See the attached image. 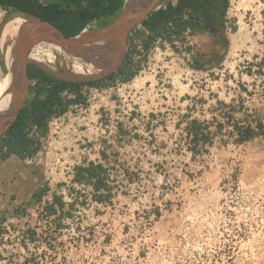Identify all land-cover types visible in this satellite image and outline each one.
<instances>
[{
	"label": "rangeland",
	"instance_id": "obj_1",
	"mask_svg": "<svg viewBox=\"0 0 264 264\" xmlns=\"http://www.w3.org/2000/svg\"><path fill=\"white\" fill-rule=\"evenodd\" d=\"M238 2L233 0L228 12L230 27H236L228 30V36L231 47L240 22L245 24L248 35L241 41L239 56L230 59L228 51L219 68L184 75L182 82V78L174 79L179 95L187 90L183 84L190 83L201 100L227 102L236 108L232 123L225 122L217 139L222 151L204 158L208 151L201 148L198 152L201 164L188 174L191 185L184 199L170 203L167 216L159 223L145 218L126 228L112 217L97 222V211L91 210V202L84 198L73 210L58 216L59 230L54 221L57 217L36 213L32 219L24 215L0 227V264H264V136L238 145L228 133L235 123L255 126L264 117V2L253 0L258 13L238 8ZM0 16L5 20L8 14L0 11ZM3 25L0 35L15 30ZM101 28L97 25L90 30ZM9 43L0 51L1 62ZM175 59L183 58L174 51L166 59L167 69L162 74L168 76L166 82L173 81L166 71H172L173 77L179 75ZM3 70L7 73L5 67ZM88 70L84 75L62 73L57 77H80L84 80L67 81L88 82L105 75ZM224 106V110L228 108ZM224 110L223 118L231 112ZM29 227L36 232L32 242L23 238Z\"/></svg>",
	"mask_w": 264,
	"mask_h": 264
},
{
	"label": "crops",
	"instance_id": "obj_2",
	"mask_svg": "<svg viewBox=\"0 0 264 264\" xmlns=\"http://www.w3.org/2000/svg\"><path fill=\"white\" fill-rule=\"evenodd\" d=\"M262 1L264 2V0H258L259 3ZM175 3L176 0H172V4ZM239 6L258 13L259 7L253 8V0H240L238 8ZM227 20V30H229L230 24L232 25L229 16H227ZM22 21L27 23V21ZM8 27L17 26H2V28ZM19 28L23 29L21 26ZM147 34L148 32L140 25L132 31L128 39L130 37L136 40L137 45L140 46L141 42L138 39H146ZM247 35L248 30L245 24L240 22L238 31L231 38L230 59L239 56L241 41L247 38ZM175 46L176 51H174L180 54L187 63L191 64L192 59L197 55L207 57L205 70H195L197 73L216 69L217 57L224 56L225 58L228 53H225L224 48L215 45L207 34L187 35L183 41H175ZM79 58L84 59L85 57L79 56ZM10 62L9 60L4 61L1 69L3 70L4 67L7 69ZM73 65L75 68L67 70L64 74L73 73L78 76L82 67L76 62H73ZM152 69V73L141 79L143 82L150 80L155 84L156 81L168 78L167 75L162 77L160 74L159 64L153 66ZM45 70L56 78H58V74L62 75L58 72H51L47 68ZM163 74H165L164 71ZM6 75L10 88V75L7 73ZM67 80L84 79L72 77ZM143 82L140 85H143ZM126 84H128L127 88L132 87L131 83ZM111 88L91 89L100 91L97 95V103L102 109L103 118L101 121L103 124H107V117L110 113H121L119 103L120 97L124 93ZM186 88V92L179 95L167 85L166 97L162 96L157 99L158 102H155V106L158 107L154 114L149 115L143 112L141 115L133 113L130 117L122 116L115 132L99 138L100 141L102 140V149H99L95 142L98 135V128L96 130L95 126H91V131L81 134L83 142L69 143L72 147L70 164L73 176L75 177L77 167L99 166L103 170L101 178L104 179L108 190L104 188L96 190L92 184L77 183L78 186L71 189L69 194L64 197L63 185H49L46 181L42 152L28 160L12 156L1 162L0 215L8 216L9 219L5 223L18 218L22 219L24 215L26 218L31 216L33 219L40 209L39 204L33 199V195L43 186L47 187V191L43 194L42 205L51 203L55 195L60 196L65 203L63 212L73 210L75 203L78 200L83 203L82 199L84 198L86 203L91 202V210L97 211V222L103 223L112 217L114 222H118V225L124 228L127 225L140 223V219L144 220L145 218L146 222L159 223L162 218L167 216L166 207L170 203H177L178 200L184 199L189 185H191L189 177L192 176L188 174L191 175L193 170L199 169L201 164L199 153L194 154L189 147L180 146L181 142L188 140L187 129L192 122L194 120L203 122L208 126L207 132L213 134L212 142L203 146L208 152H205V156L202 158L213 154L214 151L221 152L223 149V146L217 141L219 133L216 132V126L219 122L226 126L227 119L222 117L224 104L218 100H201L200 97L194 95V87L190 83L186 85ZM11 100L12 96L8 94L4 110L10 106ZM225 103L227 106L224 108L229 106V103ZM228 109L229 107L224 111ZM86 123L84 119L77 121L78 126ZM93 182H95V178ZM95 195L102 201L95 199ZM71 206L73 207L71 208ZM17 211L23 215L11 218L10 216ZM57 216H60L59 209L57 214L52 217L54 219Z\"/></svg>",
	"mask_w": 264,
	"mask_h": 264
},
{
	"label": "trees",
	"instance_id": "obj_3",
	"mask_svg": "<svg viewBox=\"0 0 264 264\" xmlns=\"http://www.w3.org/2000/svg\"><path fill=\"white\" fill-rule=\"evenodd\" d=\"M125 0H0V11L7 14L23 12L35 15L43 21L51 23L62 35L68 39L81 33L84 29L97 23L105 27L120 14ZM230 0H163L162 5L141 24L148 32L147 38L136 40L129 37L126 54L121 65L114 72L88 82H67L54 78L37 64L28 65L30 92L27 101L20 108L16 121L10 129L0 136V163L12 156L22 160L34 158L43 151L49 123L53 118L64 115L69 109L78 104H85L88 91L92 88H108L118 84L131 82L143 69L147 57L156 42H166L176 51L175 41H183L187 35L207 34L215 45L229 51L230 40L227 30V16ZM232 31L236 27H230ZM45 47H57L54 40L42 43ZM224 56L217 57L216 68L221 66ZM207 57L197 55L192 59L191 69L204 71ZM86 89V90H85ZM225 105V104H224ZM226 106V105H225ZM231 112L225 117L232 123L234 106H228ZM225 126L217 123V133H221ZM208 126L194 120L187 129L188 143L191 151L196 154L207 143H211L213 134L207 132ZM229 136L235 137L234 143L241 145L258 137L264 136V117L255 126L233 124ZM103 170L99 166L89 168L77 167L74 181L76 183L92 184L98 190H108ZM95 178V182L93 179ZM47 187L43 186L35 192L33 199L39 204V214L46 213L49 218L63 213L65 203L62 197L54 196L53 201L42 205L43 194ZM1 194V193H0ZM98 201L102 199L94 196ZM73 206H71L72 208ZM23 213L15 212L12 217H20ZM70 215V214H69ZM8 216L0 215V227L8 221ZM56 230L61 229L59 217L54 220ZM23 238L30 242L35 240L36 232L28 228L23 232Z\"/></svg>",
	"mask_w": 264,
	"mask_h": 264
},
{
	"label": "built area",
	"instance_id": "obj_4",
	"mask_svg": "<svg viewBox=\"0 0 264 264\" xmlns=\"http://www.w3.org/2000/svg\"><path fill=\"white\" fill-rule=\"evenodd\" d=\"M232 7L233 0H230L229 10ZM93 26H97V23H94L87 29H92ZM171 55H174V50L171 45L166 42H156L147 57L143 69L139 73V77L128 82L131 83L132 87L127 88L126 85L128 84L126 83L112 86L111 89L122 91L124 95L120 97L119 108L121 113H110L107 117V124H103L101 121L103 118L102 109L97 103V95L100 91L91 89L88 91L85 104L74 105L64 115L53 118L50 121L47 139L42 151L46 172L45 177L49 185H63V191L65 192V195H63L64 197L69 194L71 189H75L78 186L74 181L73 169L70 164L72 147L69 143L83 142V136L81 137L83 132L91 131V126H95L96 130L98 128V135L95 138V142L97 143L96 145H98V148L102 149V140L100 141L99 138L115 132L122 116L130 117L133 113L141 115L143 112L149 115L156 113L158 106H155V104L158 102V98H161L162 96L166 97L167 85H170V87L175 90L177 89L174 84V79L176 77H179L180 79L182 76L184 77V75L188 76L197 73L195 70L191 69L190 65L183 59H175L177 61L176 72L179 75L175 74L173 77L172 71H166L170 74V78L173 79L172 82H166L164 79L162 81H156L155 84L150 80L144 81L143 85L136 84L137 79L145 78L147 74L152 73V67L156 64H159V70L161 71L160 74H163V71L167 69L166 59ZM183 80L184 79L182 78L180 82ZM183 85L186 87L187 84ZM79 119H84L87 123L78 126L77 121ZM189 145L188 140L180 143V146L183 148H187ZM86 206L89 205L86 204Z\"/></svg>",
	"mask_w": 264,
	"mask_h": 264
},
{
	"label": "water",
	"instance_id": "obj_5",
	"mask_svg": "<svg viewBox=\"0 0 264 264\" xmlns=\"http://www.w3.org/2000/svg\"><path fill=\"white\" fill-rule=\"evenodd\" d=\"M162 1L125 0L122 11L110 24L98 30L84 29L78 35L68 39L54 25L35 15L20 11L8 14L5 25L18 18L27 21L28 24L12 44L11 62L6 69L7 74L10 75L9 96H12V100L6 110L0 111V136L10 129L17 119L20 108L28 99L30 82L27 67L33 64L29 61V56L34 47L54 40L76 57L96 55L117 57L118 66L115 69L117 70L126 54L128 36L159 8ZM86 32L89 34L88 40L82 42L80 38Z\"/></svg>",
	"mask_w": 264,
	"mask_h": 264
},
{
	"label": "bare ground",
	"instance_id": "obj_6",
	"mask_svg": "<svg viewBox=\"0 0 264 264\" xmlns=\"http://www.w3.org/2000/svg\"><path fill=\"white\" fill-rule=\"evenodd\" d=\"M4 17V16H3ZM2 16H0V24L6 23V19L4 20ZM6 25L17 26L14 27L15 30L8 31L6 33L1 32L0 35V51L4 48V44L9 41L10 43L5 50L3 61H0V111H4L5 104L7 100V95L9 94V83L7 79V75L4 70L1 69L4 61H11V53L13 50L12 44L13 41L21 34L24 30L27 23L22 20L15 19L8 22ZM5 26V24L3 25ZM23 27V29L19 27ZM13 28V27H12ZM87 32L81 36V41L86 42L88 40ZM88 58V59H86ZM85 59V60H84ZM84 59L76 57L73 54H70L67 50L63 49L61 46L57 47H45L43 44H39L33 48L31 54L29 56V61L33 64H37L44 69H48L51 72L65 73L67 70L74 69L75 65L73 62H76L77 65H81L82 69H80V73L78 75H84L88 73V69L94 70L95 75H103L107 74L116 69L118 66L117 57L112 56H93V57H85ZM84 60V61H81ZM98 78V77H97ZM143 81L141 79L136 80V84L140 85ZM4 104V106H3Z\"/></svg>",
	"mask_w": 264,
	"mask_h": 264
},
{
	"label": "flooded vegetation",
	"instance_id": "obj_7",
	"mask_svg": "<svg viewBox=\"0 0 264 264\" xmlns=\"http://www.w3.org/2000/svg\"><path fill=\"white\" fill-rule=\"evenodd\" d=\"M99 26V25H98ZM100 28H101V26H99ZM39 66V65H38ZM40 67V66H39ZM42 68V67H41ZM42 69H44V68H42ZM45 70V69H44ZM47 71V70H46ZM48 72V71H47ZM49 73V72H48ZM27 75H28V67H27ZM54 77V76H53ZM54 78H56V77H54ZM56 79H58V78H56ZM58 80H60V81H65L64 79H58Z\"/></svg>",
	"mask_w": 264,
	"mask_h": 264
}]
</instances>
